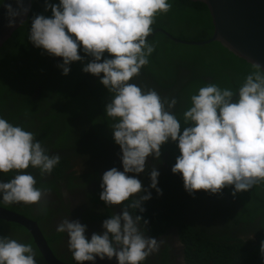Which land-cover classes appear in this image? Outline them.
Returning a JSON list of instances; mask_svg holds the SVG:
<instances>
[{
  "label": "clouds",
  "instance_id": "obj_1",
  "mask_svg": "<svg viewBox=\"0 0 264 264\" xmlns=\"http://www.w3.org/2000/svg\"><path fill=\"white\" fill-rule=\"evenodd\" d=\"M17 8L4 3L7 28H14L21 16L23 0ZM51 16L31 18L27 40L49 56L62 58L57 67L68 75L70 65L83 63L82 71L98 77L111 100L105 114L112 120L113 139L121 150L122 171L116 167L101 177L100 200L106 206H121L102 222L101 233L86 236L87 225L64 218L56 231L66 233L67 247L76 264L97 258L118 264H144L160 249L163 241L147 235V220L129 209L143 213L152 196L137 178L146 172L149 157L159 159L161 147L171 141L180 154L172 166L186 192L203 190L219 194L232 188L233 197L264 183V67L253 64L237 90L206 83L190 96L183 123L171 111L175 98H162L152 88L133 83L149 64L155 45L148 41L159 15L167 14L171 0H44ZM83 52L84 56L80 53ZM102 74V75H101ZM183 125V130H182ZM50 155L35 133L0 116V174L14 172L8 182L0 181V204L23 203L39 206L47 190L36 187L35 177L25 170L39 169L51 174L60 163ZM131 174V175H130ZM159 171H150V188L158 195ZM131 201L125 204V201ZM264 256V241L260 244ZM0 264H37L28 243L0 236Z\"/></svg>",
  "mask_w": 264,
  "mask_h": 264
},
{
  "label": "trees",
  "instance_id": "obj_2",
  "mask_svg": "<svg viewBox=\"0 0 264 264\" xmlns=\"http://www.w3.org/2000/svg\"><path fill=\"white\" fill-rule=\"evenodd\" d=\"M2 2L3 0H0V4ZM50 3H59V0H50ZM171 3V10L167 14L157 16L155 24L152 25L154 31L148 37V41L155 45V50L149 57V64L140 72L151 76L153 81L160 85L162 80H169L166 87H162L164 91L167 90L172 77L164 70L166 68L164 60L168 54H172L174 60L176 59L173 64L181 66L192 64L193 68L198 70L195 89L196 84L205 83L202 75H211L206 70H216L217 76L221 72L222 82L224 81L227 86H235L237 81L235 87H239L244 72L247 75L253 71V65L235 56L217 41L187 46L173 42L158 30L161 28L183 41H204L212 35L213 25L205 4L192 0H171ZM186 8H195L197 12L193 13ZM36 15L51 16L50 9L45 11L44 0H32L27 20L0 48V116L14 125H22L26 130L34 132L36 140L40 139L46 150L72 147L73 134L80 132L78 129L89 134V126L95 133H101L108 138L112 134L110 129L112 120L105 114V107L110 102L111 95L106 88L101 89L102 84L98 77L82 71L91 58L85 57L83 63H72L69 74L63 75L62 70L57 67L62 63V58L49 56L27 40L31 18ZM168 18L175 21L180 19L183 26L176 31L174 23L166 21ZM195 24L200 25L198 30L187 31V26ZM187 48L194 50L192 52ZM80 54L84 56L83 52ZM208 54L211 55L207 58ZM229 64L232 68L227 67ZM226 68L229 73L235 72L236 77L225 75ZM213 82H216L215 79ZM183 112L184 110H178L176 115L181 123ZM65 126H69V136L64 135ZM101 126L109 131L100 129ZM60 158V163L50 174L54 182L64 180L63 172L68 168L65 155H60ZM0 175L9 177L15 173ZM36 182V187L39 188L54 186L51 181H45L48 185L43 184L41 174ZM251 190L252 199L241 204V208L236 211V219L232 220L235 226L244 223L242 227L236 228L239 233L244 234L242 236L232 235L233 233L220 235L218 230L210 235L204 230L194 228L191 222L182 218L180 219L182 221L173 220L174 222L167 224L169 226L178 223L177 230L185 248L187 264H264V256L260 252L261 241H264V183L260 189L253 187ZM0 205L29 216L37 222L41 217L35 216L31 205L23 203ZM143 207L146 209L143 213L139 209L130 210H135L136 214L145 217L151 229L160 228V222L163 224L168 222L163 208L158 209L156 206L146 204ZM45 212L43 209L42 214ZM159 217H163L162 221ZM5 224L20 227L16 223L0 220V235L3 230L1 226Z\"/></svg>",
  "mask_w": 264,
  "mask_h": 264
},
{
  "label": "flooded vegetation",
  "instance_id": "obj_3",
  "mask_svg": "<svg viewBox=\"0 0 264 264\" xmlns=\"http://www.w3.org/2000/svg\"><path fill=\"white\" fill-rule=\"evenodd\" d=\"M186 9L193 13L197 12L195 8ZM166 21L168 23H174L176 31L179 27L183 26L180 19L175 21V19L168 18ZM186 28H188L187 31L194 32L200 28V25H189ZM158 30L165 34L166 37V33L170 34L161 28H158ZM171 36L174 37L173 35ZM187 49L192 52L194 50L191 48ZM210 55L208 54L206 57L208 58ZM175 60L172 54H168L164 60V65L166 66L164 70L168 76L172 77L170 85L165 91L162 87H166L169 80H162V85H160L153 81L151 76L143 75L140 72L132 81L142 88L147 87L155 89L162 98H167L169 100L175 98L177 103L175 107L171 109L175 115H177L178 110L185 111L190 106V96L195 94L197 90L206 83H214L213 79H215V83L219 84L221 87H228L234 91L239 88L235 87L237 81L235 82V86H227L224 81L222 82L220 79L221 72L220 75L217 76L216 70H206L209 71L211 75H202L205 83L196 84L197 88L195 89V79L198 70L193 68L194 65L192 64L184 66L173 64ZM225 65L226 61H224V66ZM228 66L232 68L231 64L227 65V67ZM225 70V75L228 74L236 77L235 72L229 73L228 68ZM245 76L246 74L244 72V76L241 77L240 85ZM101 89L106 90L103 85H101ZM99 128L109 131L108 129H104L103 126ZM78 130L80 132H76L72 136L74 139V145L72 147L63 150H47L50 155H65L68 168L63 172L64 180L59 179L54 182L51 180L50 174L41 175L43 184L45 181H51V183H54V186L43 187L42 189L47 190V195L39 206L35 204L31 205L35 216L38 217L41 215L38 222L29 216L18 213L37 222L54 256L59 261L69 264H76V262L68 251L67 235L66 233H59L56 231V226L62 219L69 217L70 220H79L82 224L87 225L86 236L90 239L92 233H101L103 231L102 222L105 219H108L113 213L120 214L122 212L121 206H106L99 198L103 173L112 167H116L121 171L123 170L119 146L115 144L112 134H110L108 138L102 136L101 133L96 132V134L91 126H89V134L84 130ZM64 135L69 136V126L64 127ZM38 141H40V139ZM179 154L180 152L176 143L171 141L165 143L161 147L160 158L157 160L153 157H149L146 172L137 176V178L142 181L143 187L149 189L151 192L152 198L144 204L156 206L158 209L163 208L168 218L166 224L162 222L159 223L161 225L160 228L151 229L149 224L146 225L147 235L152 238H157L163 241V243H161L159 251L150 255L144 264H164L165 262L167 264H187L185 248L177 230L178 223H176L182 221L180 220L181 218L191 222L194 228L204 230L210 235L216 232V230H218L220 235H229L231 233H233L232 235L238 236L244 235L241 232L239 233L236 229L237 227H242L244 223L235 226L232 220L234 221L236 219L235 214L236 211L241 208V204L248 203L252 199V194L250 193L252 190L237 193L235 197L232 195L231 187L223 189L219 194H209L203 190H199L195 192L194 195H190L184 189L181 176L179 174H173L171 171L172 166L175 164L176 157ZM153 167L160 173L158 177V187L162 190V195H158L155 189L149 187L151 184L150 171ZM25 171L30 172L36 180L39 179L41 174H39V169L31 167ZM13 176L14 175L5 177L0 175V181L8 182ZM45 185L48 184L45 183ZM260 186L261 184L253 187L260 189ZM126 202L128 204L131 201H125V204ZM219 205L230 206V208L226 209L223 216ZM0 206L8 209L5 206ZM43 209L46 210L44 214H42ZM129 211L134 215L136 214L135 210L132 211L129 209ZM142 218L146 220L145 217L142 216ZM162 219L163 217H159V220L162 221ZM173 220L176 221V224L167 226L168 223L174 222ZM19 226L20 227H15L9 224L1 226L3 230L0 236H10L21 243L31 244L36 253L37 264H48L35 245L31 234L23 226Z\"/></svg>",
  "mask_w": 264,
  "mask_h": 264
},
{
  "label": "water",
  "instance_id": "obj_4",
  "mask_svg": "<svg viewBox=\"0 0 264 264\" xmlns=\"http://www.w3.org/2000/svg\"><path fill=\"white\" fill-rule=\"evenodd\" d=\"M206 5L213 25V32L204 41H183L166 33L175 43L186 45H203L219 42L224 48L247 63L260 64L264 67V0H192ZM17 8L16 0H3L0 4V48L11 38L13 33L24 23L29 15L32 0H23L21 16L14 28L6 27L4 3ZM0 220L23 226L32 236L39 252L48 264H69L59 261L50 250L37 222L12 210L0 206ZM83 264H91L85 261ZM96 264H118L113 258L103 261L97 258Z\"/></svg>",
  "mask_w": 264,
  "mask_h": 264
},
{
  "label": "rangeland",
  "instance_id": "obj_5",
  "mask_svg": "<svg viewBox=\"0 0 264 264\" xmlns=\"http://www.w3.org/2000/svg\"><path fill=\"white\" fill-rule=\"evenodd\" d=\"M219 207H220L221 210H222V216L225 214L226 209H227V208H230V206H224V205H219ZM222 216H221V217H222Z\"/></svg>",
  "mask_w": 264,
  "mask_h": 264
}]
</instances>
